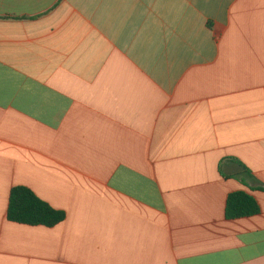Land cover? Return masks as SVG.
Returning <instances> with one entry per match:
<instances>
[{
    "label": "crops",
    "instance_id": "crops-1",
    "mask_svg": "<svg viewBox=\"0 0 264 264\" xmlns=\"http://www.w3.org/2000/svg\"><path fill=\"white\" fill-rule=\"evenodd\" d=\"M0 264H264V0H0Z\"/></svg>",
    "mask_w": 264,
    "mask_h": 264
},
{
    "label": "trees",
    "instance_id": "trees-1",
    "mask_svg": "<svg viewBox=\"0 0 264 264\" xmlns=\"http://www.w3.org/2000/svg\"><path fill=\"white\" fill-rule=\"evenodd\" d=\"M258 202L246 192L231 194L227 199L226 217L228 220H239L259 215ZM66 219V214L55 210L39 199L31 190L16 187L10 195L8 220L24 226H43L54 228Z\"/></svg>",
    "mask_w": 264,
    "mask_h": 264
}]
</instances>
